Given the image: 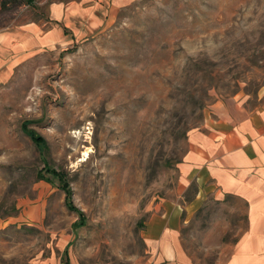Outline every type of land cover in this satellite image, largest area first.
<instances>
[{
	"label": "rangeland",
	"instance_id": "1",
	"mask_svg": "<svg viewBox=\"0 0 264 264\" xmlns=\"http://www.w3.org/2000/svg\"><path fill=\"white\" fill-rule=\"evenodd\" d=\"M228 99L264 105V0H0V264H156L145 221ZM244 227L242 202L207 198L188 264Z\"/></svg>",
	"mask_w": 264,
	"mask_h": 264
},
{
	"label": "crops",
	"instance_id": "2",
	"mask_svg": "<svg viewBox=\"0 0 264 264\" xmlns=\"http://www.w3.org/2000/svg\"><path fill=\"white\" fill-rule=\"evenodd\" d=\"M186 141L177 165L178 195L155 204L144 224L156 264H188L181 231L207 198L242 202L245 210L244 229L217 264H264V105L247 109L234 99L216 101ZM190 185L194 192L186 199ZM65 249L62 260L49 264H71Z\"/></svg>",
	"mask_w": 264,
	"mask_h": 264
},
{
	"label": "bare ground",
	"instance_id": "3",
	"mask_svg": "<svg viewBox=\"0 0 264 264\" xmlns=\"http://www.w3.org/2000/svg\"><path fill=\"white\" fill-rule=\"evenodd\" d=\"M85 154H87V153H85ZM84 155V154H83Z\"/></svg>",
	"mask_w": 264,
	"mask_h": 264
}]
</instances>
